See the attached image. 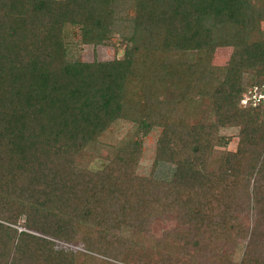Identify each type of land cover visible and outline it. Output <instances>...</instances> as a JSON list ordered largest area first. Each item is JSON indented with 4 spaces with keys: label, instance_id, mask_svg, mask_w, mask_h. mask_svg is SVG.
Listing matches in <instances>:
<instances>
[{
    "label": "trees",
    "instance_id": "1",
    "mask_svg": "<svg viewBox=\"0 0 264 264\" xmlns=\"http://www.w3.org/2000/svg\"><path fill=\"white\" fill-rule=\"evenodd\" d=\"M261 7L0 0V264H176L139 242L143 234L209 264H264V106L239 105L264 77ZM70 26L81 43L117 36L130 45L121 58H70ZM226 47L227 61L214 62ZM119 120L132 133L109 148L102 168L80 163ZM231 126L234 149L220 132ZM156 128L155 157L175 165L170 179L136 173L135 135ZM172 217L185 227L150 234L153 219ZM239 240L238 262L226 251Z\"/></svg>",
    "mask_w": 264,
    "mask_h": 264
},
{
    "label": "rangeland",
    "instance_id": "2",
    "mask_svg": "<svg viewBox=\"0 0 264 264\" xmlns=\"http://www.w3.org/2000/svg\"><path fill=\"white\" fill-rule=\"evenodd\" d=\"M254 4H258V0H252ZM263 13L262 26L264 28V7H261ZM67 38V54L71 58H79L84 61L91 60H109L113 58H121L123 56L124 50L130 45L127 40L121 39V37H113V43L107 45H94L85 44L80 42L79 28L78 26H70L68 29ZM230 53V48H219L215 51L213 55L214 62H226ZM253 73L251 70L244 72L242 75V82L245 83L248 79L252 77ZM153 94L161 95L160 91H155L151 89ZM141 95L139 96V98ZM212 116L207 115V119L211 120ZM132 124L126 120H119L111 124L108 129H106L100 136L97 144H94L87 148L84 153L81 154L80 163L86 165L88 168L93 170H98L107 162L105 156L107 155L109 148L112 145L120 142L124 136L131 135ZM160 128L153 129L145 136H138L141 140V154L137 164L136 173L139 175H151L158 179H170L175 168V165L171 162L156 159L155 157V147L157 135ZM238 127H222L220 129L221 134L229 136V142L226 148L234 149L238 141ZM23 222V216L20 221L15 224L17 229H22L20 223ZM176 227L179 230L185 226L177 224V220L172 218H164V220L153 219L150 223V234L154 237L159 238L162 236L165 230H169ZM185 229V228H184ZM147 234H143V237L137 236L139 242H143L145 245L151 247L156 256H165L166 258H171L176 261V264H209L203 261H199L196 258H191L187 254H181L179 252H171L165 249L163 246H157L154 242L149 243L146 241ZM55 242L62 244L63 246H68L72 249H81L79 244L68 241L69 239H57L52 238ZM239 243L235 245L234 248L228 249L226 252L230 254L231 260L240 261L243 257V248L245 245L244 241L239 240ZM153 246V247H152ZM22 255L25 253H21ZM19 254V255H21ZM98 255V254H97ZM99 256V255H98ZM104 257V256H102ZM111 261L117 262L115 259H110ZM253 262H257L255 259ZM126 264V263H121Z\"/></svg>",
    "mask_w": 264,
    "mask_h": 264
},
{
    "label": "built area",
    "instance_id": "3",
    "mask_svg": "<svg viewBox=\"0 0 264 264\" xmlns=\"http://www.w3.org/2000/svg\"><path fill=\"white\" fill-rule=\"evenodd\" d=\"M264 106V77L260 84H251L246 86L245 91L239 99L240 106Z\"/></svg>",
    "mask_w": 264,
    "mask_h": 264
}]
</instances>
